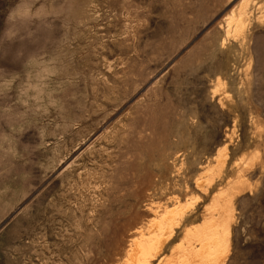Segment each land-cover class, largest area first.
<instances>
[{"label": "rangeland", "instance_id": "374dc122", "mask_svg": "<svg viewBox=\"0 0 264 264\" xmlns=\"http://www.w3.org/2000/svg\"><path fill=\"white\" fill-rule=\"evenodd\" d=\"M242 1L0 0V264H121L179 197L168 259L231 188L222 264H264V0L227 34Z\"/></svg>", "mask_w": 264, "mask_h": 264}, {"label": "bare ground", "instance_id": "6f19581e", "mask_svg": "<svg viewBox=\"0 0 264 264\" xmlns=\"http://www.w3.org/2000/svg\"><path fill=\"white\" fill-rule=\"evenodd\" d=\"M247 1H242L237 12L232 11L229 15L227 14V34L230 31L238 34L243 30L248 10ZM222 148L223 153L218 156L220 162L225 157L226 146ZM202 183L198 180L197 188H201ZM231 189L234 190V188ZM231 189L218 192L219 194L206 209L207 216L203 218L204 221L200 225H192L185 229L182 242L177 248H173L175 256L168 259H165L163 255L164 249L174 237L175 229L188 220L190 205L185 206L180 203L179 197L175 199L171 207L154 208L150 205L147 209L152 219L145 223L146 225H140L131 230V237L121 264H153L156 259L157 264H222L229 250L234 217V195L231 196Z\"/></svg>", "mask_w": 264, "mask_h": 264}]
</instances>
